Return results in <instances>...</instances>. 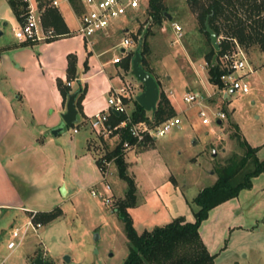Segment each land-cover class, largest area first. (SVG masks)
Listing matches in <instances>:
<instances>
[{"label":"rangeland","instance_id":"1","mask_svg":"<svg viewBox=\"0 0 264 264\" xmlns=\"http://www.w3.org/2000/svg\"><path fill=\"white\" fill-rule=\"evenodd\" d=\"M164 3L171 19L166 17L159 26L141 11L130 14L126 22L128 31L114 35L113 42L117 47L113 54H121L120 43L125 38L133 42L127 48L130 56L136 54L141 38L145 37L148 51L142 63L152 71L165 93L167 85L181 92L179 80L190 85L195 79L200 83L195 72L197 68L202 73L208 92L209 67L199 56L201 45L208 43L206 36L200 32L197 14L188 0H164ZM68 14L66 22L77 30V17L72 12ZM173 23L183 29L180 41L172 28ZM3 29L8 37L12 36L10 28ZM71 43L74 49L82 47L79 38ZM245 53L255 70L262 66L264 54L258 48H250ZM134 58L135 55L131 65ZM168 77L173 80L170 82ZM126 79L132 97L137 98L144 92V85L136 79L133 69L126 73ZM246 80L250 86L248 94L231 93V89L227 98L220 89L206 94L211 95L207 100L210 107L207 111L212 121L208 125L202 123L198 101L188 104L180 95L178 104L188 109L185 121L165 137L153 139L145 150L138 146L126 151L129 172L138 183V206L129 211L137 232L154 231L179 216L189 222L195 221L198 210L194 203L196 197L203 189L216 183L218 170L225 163L243 154L238 141L232 137L235 127L239 128L251 147H258L257 157L260 161L264 160V67L257 69ZM133 109V104H130L129 111ZM218 112L227 116L221 125L216 123ZM68 131L72 129L67 128ZM119 143L120 139L110 141L95 136L92 142L94 158L105 156ZM260 146L262 148L259 149ZM261 180L254 178V189L242 190L236 198L213 209L203 222L201 232L207 248L218 255L215 264H264V193L260 188ZM96 181L104 188L101 175ZM107 182L111 192L106 195L112 198V206L93 196L90 187L79 197L65 198L58 206L62 216L36 232L30 230L28 238L24 237L22 241L21 231L20 238L15 242L21 241L22 244L12 253L7 245L12 240L13 230L21 227L8 222L9 218L5 219L0 232V264H35L39 256L52 264H64L65 255H70L77 264H124L129 254V243L124 221L114 208L116 202L124 197L127 185L119 178L114 163L108 167ZM49 202L45 193L37 203L38 209L51 208Z\"/></svg>","mask_w":264,"mask_h":264},{"label":"crops","instance_id":"2","mask_svg":"<svg viewBox=\"0 0 264 264\" xmlns=\"http://www.w3.org/2000/svg\"><path fill=\"white\" fill-rule=\"evenodd\" d=\"M72 5L71 8L63 4L57 10L68 34L49 42H22L15 38L13 32L20 19L14 14L10 0H0V24L10 28L12 33L8 37L3 27L0 32V232L5 219L9 218L8 222L20 226L16 229L22 230L33 213L60 209L58 206L65 198L79 197L95 185L103 190L96 181L102 174L95 163L92 142L95 136L108 139L99 136L91 128L90 121L96 113L107 109L108 100L115 89L129 84L124 63L130 51L121 42V54H113L117 47L113 42L114 35L128 31V17L98 33L89 43L76 35L77 30L66 22V13L72 12L77 17L82 11L78 2L73 1ZM49 10L54 9L47 10L44 22ZM45 26L55 30L52 25ZM75 38L80 39L82 47L79 49H74L71 43ZM70 55L76 57V79L70 81V88L76 91L81 84L86 93L78 109V122L71 128L72 131L67 132L66 128L63 134L53 136L51 131L62 123V115L67 111L68 100L63 97L59 82L64 86L69 83ZM116 58H120L121 62L114 63ZM263 67L264 62L257 69ZM195 72L200 83L195 79L194 84L190 85L178 79L181 92L167 85L166 94L182 121H185L188 109L178 104L180 95H202L209 107L207 100L211 95L206 94H212L214 90L209 75L208 92L212 93L206 92L199 68ZM168 80L171 82L173 79L168 77ZM129 97L128 109L136 99L135 96ZM75 130L78 132L75 133ZM140 147L142 150L146 148L145 144ZM126 161L130 166L127 156ZM260 178V188L264 193V173L255 180ZM62 188L65 189L63 192ZM45 193L49 196L51 208L40 210L37 203ZM52 223L54 221L49 224Z\"/></svg>","mask_w":264,"mask_h":264},{"label":"trees","instance_id":"3","mask_svg":"<svg viewBox=\"0 0 264 264\" xmlns=\"http://www.w3.org/2000/svg\"><path fill=\"white\" fill-rule=\"evenodd\" d=\"M197 14L200 32L206 36L207 43L201 45L199 56L206 61L209 71V82L216 90L223 88L221 76L225 70L220 64V58L239 45L242 49L258 48L264 54V0H188ZM14 14L20 18L24 12L20 0H10ZM167 7L164 0H149L148 19L161 26L167 17ZM217 34L220 49L217 51L211 43L210 34L206 30V23ZM52 25L58 35L68 34L64 21L57 10H49L44 22ZM62 28V29H61ZM143 62L148 51L146 39L141 38L139 43ZM135 55V53H133ZM126 59L124 68L132 70V56ZM76 57L70 55L69 82L76 79ZM142 67L154 76L144 63ZM155 77V76H154ZM156 79V77H155ZM158 81V80H157ZM160 88V98L154 111H146L137 101L133 100L134 109L131 112L133 123L147 122L157 126L166 120L177 116L170 99ZM61 93L65 100L75 91L66 84L59 82ZM77 98L76 107L85 96L86 89ZM78 90V89H77ZM76 90V91H77ZM129 103V101H125ZM125 116L113 113L110 123L119 124ZM235 127V126H234ZM232 137L239 143L243 154L233 157L218 170L216 183L203 189L194 200L198 210L195 212V221L189 222L185 217H178L163 227L154 231L137 232L129 211L138 206V186L136 179L129 172L126 161L125 141L136 143L127 129L120 135V143L111 152L105 155L116 165L118 176L127 185L123 198L116 202L114 212L124 221L125 234L129 243V254L124 264H215L217 254H212L203 239L201 226L207 220L209 213L221 204L236 198L242 190L251 189L252 180L264 173V160L257 157L256 148L251 147L242 137L238 127ZM153 139L146 138L145 147ZM140 144V146L142 145ZM252 166V168H251ZM62 216L61 209L57 208L48 213H39L35 217L36 223L49 224Z\"/></svg>","mask_w":264,"mask_h":264},{"label":"built area","instance_id":"4","mask_svg":"<svg viewBox=\"0 0 264 264\" xmlns=\"http://www.w3.org/2000/svg\"><path fill=\"white\" fill-rule=\"evenodd\" d=\"M73 1L80 4L82 11L77 15L79 27L75 32L85 41L91 42L92 39L100 32L110 28L117 21L127 18L130 14L140 12L148 13L149 0H20L23 4L24 12L21 15L20 23L17 27H13L14 36L22 42H49L60 35L51 27H46L44 24V16L48 9L59 10L63 4L73 7ZM172 28L176 34L178 41L183 37V29L177 23L172 24ZM2 27L0 26V32ZM133 44L129 38L122 41V46L128 48ZM121 62L120 58L114 59V63ZM220 64L225 70L221 76L223 88L220 90L224 97L229 96L231 92H241L243 94L250 93V86L247 82V77L256 70L250 63L244 49L239 45L234 50L227 52L220 58ZM205 69V68H204ZM71 87L72 83H67ZM131 95V87L125 85L120 89H115L112 96L108 100L106 110L96 113L90 121L91 128L105 139L120 138L123 130L127 129L130 135L136 139L135 144L125 141L123 144L124 150H134L140 144L144 143L149 136L152 139H159L168 135L174 128H178L182 124V119L178 116L170 118L157 126H151L147 122L133 123L131 112L128 109V103ZM137 99V98H136ZM183 100L188 103L198 101L200 107L199 115L202 118V123L208 125L211 119L208 116V107L204 101V97L195 93H186ZM117 113L125 116L124 119L117 125L112 126L110 123L111 115ZM224 112L216 113V123L224 122L226 119ZM78 131L75 130V133ZM95 163L101 172L104 184L103 190H100L96 185L91 188V193L95 197H100L107 206H112V198L106 194L111 192V186L107 182L108 167L113 163L105 156L95 159ZM37 213H33L24 227V229H15L12 232V240L8 243V249L16 250L22 243V239L30 230L36 231L42 227L41 223L35 222ZM23 231L21 241L16 243L15 240L20 238Z\"/></svg>","mask_w":264,"mask_h":264},{"label":"water","instance_id":"5","mask_svg":"<svg viewBox=\"0 0 264 264\" xmlns=\"http://www.w3.org/2000/svg\"><path fill=\"white\" fill-rule=\"evenodd\" d=\"M194 1V0H192ZM167 17L171 19V16ZM206 30L210 34L211 43L214 48L218 51L220 49L219 40L217 34L211 29L209 23H206ZM1 34V33H0ZM133 74L138 81H140L144 85V92L137 97L138 103L148 112L154 111L157 107L159 98H160V89L157 81L155 80L154 76L147 72L142 67V56L140 53V48L136 50L135 58L132 63ZM83 91L82 85L79 84V88L73 94L69 96L68 103H67V111L62 115V123L54 128L51 131L53 136H58L63 134L66 128H73L74 125L78 122V109L76 107V102L78 96ZM233 93V91L231 92ZM217 124L221 125V121H218ZM65 189L62 188V192ZM99 239V236H96V240ZM64 264H77L72 261L70 255H65L63 257ZM35 264H52L49 261H45L42 257H38L35 261Z\"/></svg>","mask_w":264,"mask_h":264}]
</instances>
